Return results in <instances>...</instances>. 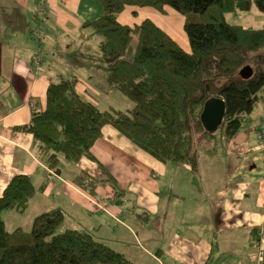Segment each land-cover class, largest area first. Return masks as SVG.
I'll return each instance as SVG.
<instances>
[{
	"label": "crops",
	"instance_id": "crops-1",
	"mask_svg": "<svg viewBox=\"0 0 264 264\" xmlns=\"http://www.w3.org/2000/svg\"><path fill=\"white\" fill-rule=\"evenodd\" d=\"M47 1V14L38 18L35 0H0V196L16 174L37 186L45 179L27 208L30 230L36 215L60 208L62 229L88 231L135 264H264V144L257 134L264 112L243 130L246 115L224 154L215 153L217 144L210 158L198 151L194 168L156 158L110 124L92 146L94 157L60 172L50 167L47 152L21 126L45 109L51 82L76 77L78 93L103 110L134 104L108 83L98 59L101 38L84 25L102 15L101 0ZM146 18L190 50L189 39L182 43L154 8L129 6L119 14L131 26ZM33 20L43 40L31 38ZM35 54L44 56L38 67ZM113 96L124 107H111Z\"/></svg>",
	"mask_w": 264,
	"mask_h": 264
},
{
	"label": "trees",
	"instance_id": "trees-1",
	"mask_svg": "<svg viewBox=\"0 0 264 264\" xmlns=\"http://www.w3.org/2000/svg\"><path fill=\"white\" fill-rule=\"evenodd\" d=\"M104 11L84 22L101 36L98 59L107 65L108 83L134 105L103 110L83 98L76 77L50 83L45 109L36 110L21 129L33 133L47 152L51 168L61 171V157L77 162L94 157L92 146L110 124L162 161L197 166L195 142L214 135L201 114L207 100L223 98L226 114L220 127L235 135L255 104L264 99V25L230 23L229 11L264 13V0H101ZM170 5L183 14L200 13L205 21L187 20L190 50L184 49L153 19L131 26L119 20L129 6L164 11ZM133 33L135 49L130 47ZM251 65L245 79L241 69ZM37 188L28 174L12 177L0 196V264H135L125 253L88 231L62 229L64 212L56 208L34 217L30 231H10L3 212H25Z\"/></svg>",
	"mask_w": 264,
	"mask_h": 264
},
{
	"label": "rangeland",
	"instance_id": "rangeland-1",
	"mask_svg": "<svg viewBox=\"0 0 264 264\" xmlns=\"http://www.w3.org/2000/svg\"><path fill=\"white\" fill-rule=\"evenodd\" d=\"M152 8V7H150ZM165 9L168 10V12L164 11H159V14L163 17L164 21H166L169 25H170V29L173 31V33H176L178 35V37L180 38V41H182V43H185L186 45H188V36L187 33L185 31V23L187 20L189 21H195V22H203L205 21V18L200 14V13H189V14H183L179 11H177L176 9H174L172 6L170 5H166ZM156 10V9H155ZM226 19L228 22L230 23H238V24H242V25H246V26H252V27H261L264 25V13L259 11V9L256 7V5L252 6V9L249 11H229L226 13ZM32 22V21H31ZM142 23V22H141ZM41 26L39 23H36L34 20L31 23V25L29 26V33L31 35V38L33 40H43L44 37L42 35V33L40 34V36H37V33L39 32ZM34 29H35V33H34ZM95 35L99 36L101 38L100 35H98L97 33H95ZM137 44V35L136 33H133V38L131 41V45L130 47L133 48V50L135 49ZM97 46V45H95ZM46 48V47H45ZM50 49L48 50L50 54H53V52L55 53V46H52L51 48H47ZM42 57H44L43 55L40 56L39 54H35L34 58H33V64L38 67L42 62L43 59ZM45 59V58H44ZM95 65H98V68H101L102 64H97L95 62ZM98 76H101V72H99ZM120 93V92H118ZM120 97H125L123 94L120 93ZM120 97L116 98L115 96H113V100L110 103V105H112L111 107H124L123 102L120 100ZM128 99V97H125ZM133 104L134 101H132L131 99H129ZM264 108V104H263V100L259 101L255 104V107L253 109V111L249 114V119H246L242 128L243 130H248L249 129V122H251L252 118H254L255 116H259L260 114L262 115V113L264 111H262V109ZM113 109V108H111ZM257 132H258V126H257ZM258 134V138H259V142L262 143L261 138L259 136V132ZM229 135L227 134V131L225 128L223 127H219L216 131L214 135L211 136H205V137H201L199 139V141L195 142V147L197 148V150L199 151V153L201 154V156L203 158H210L211 155V148L217 144L218 145V149L215 151V153L218 154H224V150H228V143L230 142V137H228ZM60 165L61 167H65L68 165V162L63 156L60 158ZM105 177V176H103ZM35 179V178H34ZM33 179V181H34ZM46 180L44 179L42 184L36 186L37 188V192L39 189H41V186L44 185L43 187H45L46 185ZM106 188V187H103ZM30 213V210H26L25 212L22 213H18L15 211H11V210H7L3 212V218L6 217L7 219V228L9 230H14L20 223H21V230H24L25 232L30 231V223L28 221V215ZM19 216L22 218L20 219ZM102 216V215H101ZM107 218V216H106ZM62 227V226H61Z\"/></svg>",
	"mask_w": 264,
	"mask_h": 264
},
{
	"label": "water",
	"instance_id": "water-1",
	"mask_svg": "<svg viewBox=\"0 0 264 264\" xmlns=\"http://www.w3.org/2000/svg\"><path fill=\"white\" fill-rule=\"evenodd\" d=\"M254 73L251 65H246L241 69L243 78L248 79ZM226 114V102L223 98L213 97L207 100L204 105L201 119L208 132H215L224 122Z\"/></svg>",
	"mask_w": 264,
	"mask_h": 264
},
{
	"label": "built area",
	"instance_id": "built-area-1",
	"mask_svg": "<svg viewBox=\"0 0 264 264\" xmlns=\"http://www.w3.org/2000/svg\"><path fill=\"white\" fill-rule=\"evenodd\" d=\"M35 12L38 18H43L48 11V1L47 0H35ZM40 20V19H37ZM41 26V24H40ZM42 28V26H41ZM39 30V32L37 33V36H40V34L42 33V30ZM34 33H35V29H34ZM258 132H259V136L261 138L262 143L264 144V115L261 116L260 122L258 124Z\"/></svg>",
	"mask_w": 264,
	"mask_h": 264
}]
</instances>
